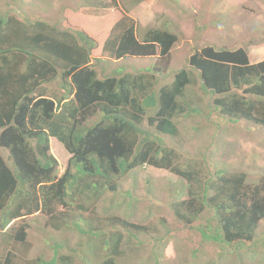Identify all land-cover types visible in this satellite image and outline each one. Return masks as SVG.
Instances as JSON below:
<instances>
[{"label": "trees", "instance_id": "obj_1", "mask_svg": "<svg viewBox=\"0 0 264 264\" xmlns=\"http://www.w3.org/2000/svg\"><path fill=\"white\" fill-rule=\"evenodd\" d=\"M182 38L166 26L142 33L126 14L114 24L102 55L110 62H157L134 73L123 67L108 72L102 59L93 62L100 43L86 31L61 30L42 20L20 22L0 12V232L27 216L52 218L61 208L94 212L103 204L109 217L72 226L86 235L90 250L100 242L106 256L95 255L98 264H117L123 234L130 244L137 232L148 231L131 218L153 191L149 187L138 197L137 189H122L126 176L148 166L185 181L177 191L183 197L168 200L183 229L238 262L247 255L245 245L256 241L264 220V177L261 184L250 185L246 172H213L207 160L194 161L167 137L179 136L180 117L201 114L202 102L194 101L199 95L191 98L189 91L197 83L210 111L204 118L216 113L231 124L246 121L264 130V60L251 63L245 46L194 48L185 68L162 85L157 74L169 72L172 50ZM53 138L70 155L62 174L50 153ZM28 228L27 223L13 227L7 242L26 245ZM259 239L264 244V236ZM53 249V258L40 256L34 264H73ZM253 249L261 251L264 245ZM11 252L3 253L0 264H15Z\"/></svg>", "mask_w": 264, "mask_h": 264}, {"label": "rangeland", "instance_id": "obj_2", "mask_svg": "<svg viewBox=\"0 0 264 264\" xmlns=\"http://www.w3.org/2000/svg\"><path fill=\"white\" fill-rule=\"evenodd\" d=\"M0 12L14 16L20 22L42 20L57 25L61 30L86 31L100 43L99 48L92 52L93 62L102 59L104 62L101 64L107 67L108 72L123 67L124 72L134 73L157 62L156 58L110 62L102 55L103 45L121 17L127 14L137 21L142 33L165 26L171 28L183 38L172 50L169 72L157 74L162 85L171 82L173 74L185 68L189 51L194 48L212 45L233 49L245 46L251 63L264 60V0H0ZM251 39L256 40L255 46L248 44ZM198 85L189 91L191 98L194 93L199 95L194 97V101L202 102L201 114L198 117H180L177 120L179 136L175 140L167 137L168 142L194 161L201 163L207 160L206 166L213 172L224 169L246 172L247 183L258 185L264 177V130L246 121L231 124L216 113L204 118L210 111L207 99L199 98L202 94L197 90ZM52 89L57 90L56 86ZM195 127L198 131L194 130ZM50 153L60 164L59 174H62L67 168L69 153L55 138L51 141ZM143 168L126 176L122 189H137L138 197L145 196L149 187L153 191L149 201L137 204L135 212L132 210L135 216L131 218L132 222L143 224L148 231L136 233L132 230L136 238L130 244L125 243L128 234H123V256L117 258V264H264V249L258 252L253 249L264 245L259 239V235L264 236V220L259 224L256 241L245 245L247 255L238 262L224 254L217 245L205 244L175 221L168 208V200L174 195H178L175 199L183 197L180 189L185 185L184 180L167 170ZM119 199L117 197L115 201ZM123 210L119 213L123 214ZM110 212L103 204H97L94 212L61 208L59 214L52 218L35 214L16 219L5 232H0V258L3 253L6 255L12 251L16 256L15 264H34L40 256L46 260L53 258L55 248L61 256L70 257L73 264H98L97 256H106L100 242L93 243L94 250H90L86 235L72 225L84 226L86 222L95 225L109 217ZM161 220L171 233L166 232ZM23 223L29 225L27 244L7 242L5 237L13 232L12 228L16 229ZM119 233L122 232L110 231V234ZM132 243L138 249L132 250ZM248 249L254 250L253 253L249 254Z\"/></svg>", "mask_w": 264, "mask_h": 264}, {"label": "clouds", "instance_id": "obj_3", "mask_svg": "<svg viewBox=\"0 0 264 264\" xmlns=\"http://www.w3.org/2000/svg\"><path fill=\"white\" fill-rule=\"evenodd\" d=\"M251 62V61H250Z\"/></svg>", "mask_w": 264, "mask_h": 264}]
</instances>
